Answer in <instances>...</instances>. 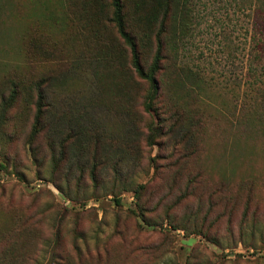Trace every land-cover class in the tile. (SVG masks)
Segmentation results:
<instances>
[{"label": "rangeland", "instance_id": "obj_1", "mask_svg": "<svg viewBox=\"0 0 264 264\" xmlns=\"http://www.w3.org/2000/svg\"><path fill=\"white\" fill-rule=\"evenodd\" d=\"M189 1L192 31L165 62L169 84L149 113L150 85L132 67L109 0H1L0 78L44 79L49 125L31 143L34 112L11 111L0 134V255L19 264H264V95L248 86L264 65L251 48L257 0ZM176 64L202 89H179ZM112 67L122 92L106 107L101 82ZM76 122L90 136L83 142ZM98 126L109 136L94 150ZM70 132L53 164L50 140Z\"/></svg>", "mask_w": 264, "mask_h": 264}, {"label": "trees", "instance_id": "obj_2", "mask_svg": "<svg viewBox=\"0 0 264 264\" xmlns=\"http://www.w3.org/2000/svg\"><path fill=\"white\" fill-rule=\"evenodd\" d=\"M112 9V22L114 23L120 39L127 45L131 53L132 67L139 78L147 81L150 85L149 95L145 103V110L149 113L154 111V102L158 98L160 88L168 85L166 76L165 62L171 60L170 55L178 58L181 47L184 46L192 31L194 23L193 10L189 0H109ZM246 4L251 0H245ZM1 4V0H0ZM258 7L255 10V21L251 36V48L258 54L257 58L264 57V0H257ZM98 5V4H97ZM129 9L131 12H127ZM1 11V7H0ZM153 53L150 63L144 62L143 54ZM25 56L29 60L35 56L34 42L29 38L25 49ZM262 74L258 75L255 82L248 84L252 91L264 95V65L261 66ZM176 74L177 87L183 91L187 90L189 85L194 86L196 90L202 89L201 77L192 72L189 68L180 67L176 64L174 69ZM115 71L112 68L105 75V80L101 82V98L106 107L113 106L116 88L120 91V86L113 80ZM46 81L31 78L25 80L16 76L0 78V134L6 128L11 111H16L18 118H26L34 112L33 133L30 137L31 143L37 134H40L49 125L47 122V108L45 103ZM122 92V91H121ZM35 94L37 98L35 99ZM126 98L128 95H124ZM113 99V102L110 100ZM119 114L129 115V110L124 107L115 108ZM130 116V115H129ZM130 120H132L130 118ZM91 126L97 123L88 117ZM80 135L78 140L83 142L86 135V129H83V123H77ZM74 132V130H72ZM92 139L88 140L94 146V150L100 146L101 142L109 136L108 133H101L99 126L94 131ZM62 134V133H61ZM65 139H59L57 143L52 137L51 151L53 153L52 161L56 164L58 160L65 158L66 149L72 142V133H65ZM30 144V143H29ZM91 146V147H92ZM58 155V156H56ZM96 159V156H94ZM64 161V160H63ZM78 164V163H77ZM93 181L96 180L95 171L89 174ZM141 188H143L141 186ZM120 205V200H116ZM144 221V220H143ZM148 226H153L147 224ZM174 229L180 227L173 225ZM19 257L11 254L10 258L6 255H0V264H19Z\"/></svg>", "mask_w": 264, "mask_h": 264}]
</instances>
